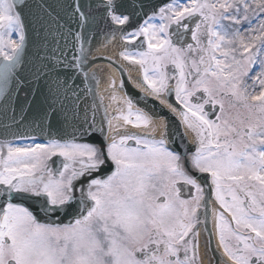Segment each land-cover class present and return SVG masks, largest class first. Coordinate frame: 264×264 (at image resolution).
<instances>
[{
    "label": "snow or ice",
    "instance_id": "6c2138e0",
    "mask_svg": "<svg viewBox=\"0 0 264 264\" xmlns=\"http://www.w3.org/2000/svg\"><path fill=\"white\" fill-rule=\"evenodd\" d=\"M213 222L264 264V0H0V264H203Z\"/></svg>",
    "mask_w": 264,
    "mask_h": 264
},
{
    "label": "water",
    "instance_id": "95a60500",
    "mask_svg": "<svg viewBox=\"0 0 264 264\" xmlns=\"http://www.w3.org/2000/svg\"><path fill=\"white\" fill-rule=\"evenodd\" d=\"M116 41H118V37H117V40ZM116 41H114V42H116ZM119 44H120V40H119V42H118L117 45H119ZM107 46H109V44ZM106 47H104V46L100 47V50L99 51L103 50ZM99 51L96 53V55L97 56H102V55L99 54ZM98 61H104V60L101 59V60H97V62ZM153 103L155 104V106H157V107L159 106L160 107V105L158 104V102H153ZM203 236H204V234H203ZM202 245L205 247V238L204 237H202ZM207 248H210L212 250V253L210 255L208 254V256L215 257L214 264H219V261L218 260L220 259L221 252L217 249V247L215 246V244L213 243V241L211 240V238H210V242L208 243Z\"/></svg>",
    "mask_w": 264,
    "mask_h": 264
},
{
    "label": "bare ground",
    "instance_id": "6f19581e",
    "mask_svg": "<svg viewBox=\"0 0 264 264\" xmlns=\"http://www.w3.org/2000/svg\"><path fill=\"white\" fill-rule=\"evenodd\" d=\"M123 62L127 64V62H125V61H123ZM101 71L103 72L104 76H106V78H105L106 80H109L110 78L115 76V71L107 65L102 66ZM130 73H131V75H136V74H139V70L134 68L133 70H130ZM107 96H108V94H107ZM107 96H106V98H107ZM108 103H109V101H108ZM115 107H116V105L112 106L113 111L115 110Z\"/></svg>",
    "mask_w": 264,
    "mask_h": 264
},
{
    "label": "rangeland",
    "instance_id": "374dc122",
    "mask_svg": "<svg viewBox=\"0 0 264 264\" xmlns=\"http://www.w3.org/2000/svg\"><path fill=\"white\" fill-rule=\"evenodd\" d=\"M253 70H255V69H253ZM249 83H251V81H249ZM259 89H257V91H258Z\"/></svg>",
    "mask_w": 264,
    "mask_h": 264
}]
</instances>
